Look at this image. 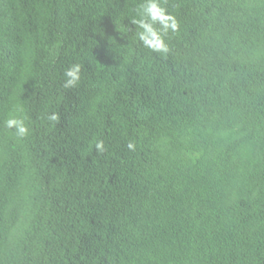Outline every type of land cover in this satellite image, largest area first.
<instances>
[{
    "label": "trees",
    "instance_id": "obj_1",
    "mask_svg": "<svg viewBox=\"0 0 264 264\" xmlns=\"http://www.w3.org/2000/svg\"><path fill=\"white\" fill-rule=\"evenodd\" d=\"M146 2L0 0V264H264V2Z\"/></svg>",
    "mask_w": 264,
    "mask_h": 264
},
{
    "label": "clouds",
    "instance_id": "obj_2",
    "mask_svg": "<svg viewBox=\"0 0 264 264\" xmlns=\"http://www.w3.org/2000/svg\"><path fill=\"white\" fill-rule=\"evenodd\" d=\"M264 2V0H262ZM142 29L140 33V39L144 45L154 52L162 55H167L170 52L169 45L166 41V36L169 32H176L179 30V23L168 13L167 9L162 6L160 0H147L146 5L143 6V16L137 21ZM66 76H70L72 79L68 81L66 86H70L80 80V66L78 64L72 65L65 72ZM211 107V106H210ZM50 120L55 121L57 117L55 115L49 117ZM4 126L9 130H14L16 137L23 139L30 134V129L27 126L25 119L20 117H11L4 121ZM128 148L130 150L135 149L134 143H129ZM95 149L97 152L102 153L105 151L104 142H95ZM137 215L135 210L126 212L121 220L117 223L120 229L127 234L134 236L128 231L129 223ZM153 223L150 228L154 227ZM114 249H116L120 233L113 230ZM170 245V236L167 234L165 240L166 249ZM112 252V253H113Z\"/></svg>",
    "mask_w": 264,
    "mask_h": 264
}]
</instances>
